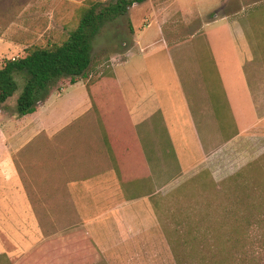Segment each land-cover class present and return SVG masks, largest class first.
Listing matches in <instances>:
<instances>
[{
    "label": "crops",
    "instance_id": "1",
    "mask_svg": "<svg viewBox=\"0 0 264 264\" xmlns=\"http://www.w3.org/2000/svg\"><path fill=\"white\" fill-rule=\"evenodd\" d=\"M29 5L0 0V13L6 8L25 17ZM126 15L130 45L109 60L119 97L108 96L106 104L96 100V112L86 80L77 81L52 92L33 113L11 115L5 129L0 125L1 221H32L34 203L42 201L59 207L48 210L50 218L73 222L69 229L82 230L87 238L114 226L133 231L156 220L154 198L169 174L190 179L214 171L227 149L242 145L250 147L244 152L251 160L257 153L256 143L264 141V60L252 39L262 51L264 0H147ZM12 24L0 16V55L20 51V58L27 46L9 33ZM17 26L23 34L33 31ZM196 28L197 38L191 32ZM191 60L197 69L189 67ZM147 61H166L169 69L157 64L148 70ZM170 62L182 63L183 76ZM214 91L228 109L224 124L205 113L209 106L216 112ZM61 99L62 116H52ZM200 121L209 126L206 143ZM214 128L221 130L217 134ZM216 138L222 145L212 148ZM170 150L176 167L168 173L163 157Z\"/></svg>",
    "mask_w": 264,
    "mask_h": 264
},
{
    "label": "rangeland",
    "instance_id": "2",
    "mask_svg": "<svg viewBox=\"0 0 264 264\" xmlns=\"http://www.w3.org/2000/svg\"><path fill=\"white\" fill-rule=\"evenodd\" d=\"M25 1L32 2L27 7L25 17L23 14L19 16L20 13H8L6 8H2L1 20L10 18L13 28L9 33L27 47H45L65 41L86 8L95 3L105 5L115 0H15V3ZM204 3L206 1L199 6ZM234 4L231 3L232 6ZM3 5L6 6L7 3ZM250 7L249 2L244 5L246 11ZM22 10L23 6L19 12ZM30 12L33 13L32 16H28ZM20 24L32 27L33 31L23 34L17 29ZM191 32L196 38L200 33L198 28ZM131 39L128 15L106 24L92 46V61L97 65L96 69L89 68L85 76L89 78L110 65L111 56L129 46ZM252 40L259 58L263 60L260 44L256 39ZM19 54L20 51L3 52L0 55V66L6 59H17ZM189 63V67L197 69L196 61L191 60ZM157 64L159 70L168 68L166 61H147L146 67L150 70V67ZM173 64L172 68L183 76L182 63ZM200 64L198 62L199 69L202 68ZM85 76L79 77L77 81L85 82ZM65 87L66 85H55L52 92L57 95ZM75 88L84 89L79 85ZM190 95L191 92L188 93L189 97ZM14 100H9L10 107ZM212 102L217 106L216 112L209 106L205 109L207 117L215 116L216 121L218 119L219 122L226 123L230 118L222 94L214 91ZM51 115L62 116V99ZM8 117H11L8 111L0 110V125L4 129L8 126L5 125ZM198 129L201 139L206 143L209 126L200 121ZM220 130L221 128H216L214 131L218 134ZM261 131L264 134V127ZM160 137L163 145L167 146L164 131L160 132ZM222 142L216 138L210 146L219 148ZM256 144L258 151L252 154V160L244 152L251 150L250 147L242 145L237 150L227 149L225 156L219 157L220 161L214 171L205 170L190 179L178 177L176 173L166 176L167 179L160 186V193L154 198L156 220L143 223L133 231L114 226L111 231H103L104 236L87 238L82 230L69 229L74 225L73 222L62 223V218L52 219L46 214L49 209L59 207H50L47 202L43 204L42 201L34 203V220H0V264H196L192 260L194 252L203 253L207 248L215 250L209 241L210 237L227 236L231 231L226 226L235 220L243 224L246 220L252 222L259 217L263 221L261 226L249 229L241 226L237 232L264 235V141ZM167 147L165 150L168 151ZM1 149L4 150V147L0 146ZM163 160L170 173L176 167L171 150L169 155L164 154ZM172 174L174 176L171 179ZM193 236L197 238V241H192L193 245H182V240Z\"/></svg>",
    "mask_w": 264,
    "mask_h": 264
},
{
    "label": "trees",
    "instance_id": "3",
    "mask_svg": "<svg viewBox=\"0 0 264 264\" xmlns=\"http://www.w3.org/2000/svg\"><path fill=\"white\" fill-rule=\"evenodd\" d=\"M145 1L147 0H115L105 5L95 3L86 8L75 29L69 32L67 39L61 44L45 47L31 45L25 49L22 57L4 60L0 67V110L8 111L14 116L31 114L40 103L48 99L55 85H73L79 77L85 76L89 68L96 69L91 52L93 42L102 28L124 17L129 8ZM129 30H132L131 26ZM262 51L264 54V45ZM85 80L96 112H100L95 105L96 100L106 104L108 96L119 97L110 65L89 78L85 76ZM12 98L15 100L10 107L8 103ZM118 99L121 103L120 98ZM115 105L118 109L116 99ZM105 113L113 115L114 107L112 112ZM104 132L110 135L108 130ZM262 222L258 217L252 222L246 220L243 224L239 220L229 223L226 228L231 232L227 236L210 237L209 241L215 250L207 248L203 253L195 251L192 260L196 264H264V235L237 232L241 226L244 229L255 228L261 226ZM193 240L197 241V238L193 236L182 240V245L189 247L193 245Z\"/></svg>",
    "mask_w": 264,
    "mask_h": 264
},
{
    "label": "built area",
    "instance_id": "4",
    "mask_svg": "<svg viewBox=\"0 0 264 264\" xmlns=\"http://www.w3.org/2000/svg\"><path fill=\"white\" fill-rule=\"evenodd\" d=\"M12 60H14V58Z\"/></svg>",
    "mask_w": 264,
    "mask_h": 264
}]
</instances>
